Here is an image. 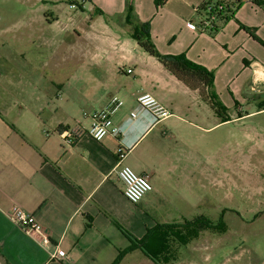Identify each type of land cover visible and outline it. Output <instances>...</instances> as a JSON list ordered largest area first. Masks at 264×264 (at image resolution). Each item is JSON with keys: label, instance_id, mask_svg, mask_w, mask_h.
<instances>
[{"label": "crops", "instance_id": "1", "mask_svg": "<svg viewBox=\"0 0 264 264\" xmlns=\"http://www.w3.org/2000/svg\"><path fill=\"white\" fill-rule=\"evenodd\" d=\"M206 1L167 0L157 8L155 0H0V264H113L121 252L143 253L140 245L131 250L132 242L151 230L207 218V191H218L221 181L215 110L202 89L178 79L131 36L135 24L148 23L162 55H185L213 72L229 114L262 106L264 0H240L213 35H203L187 23L199 21ZM145 93L173 116L155 122L138 105ZM113 97L124 101L114 116L121 135L99 142L84 134L65 146L59 133L77 124L88 129ZM123 151V164L153 185L139 204L126 198L117 176ZM19 211L44 233L16 225L8 213ZM221 221L225 233L203 231L184 246L169 239L166 254L190 255L177 264H253L261 254L256 261L264 264V243L252 240L258 236L243 240ZM58 250L68 262L54 257Z\"/></svg>", "mask_w": 264, "mask_h": 264}, {"label": "rangeland", "instance_id": "2", "mask_svg": "<svg viewBox=\"0 0 264 264\" xmlns=\"http://www.w3.org/2000/svg\"><path fill=\"white\" fill-rule=\"evenodd\" d=\"M256 101L264 102V98L257 97ZM262 107L264 104L251 107L244 112L233 110L232 114L225 111L219 114L216 111L212 113L210 122L211 125H215L212 131L218 141L221 181L218 191L211 192L210 195L207 191V202L203 212L214 224H218L221 219L228 225L232 224L237 236L243 240L258 236L252 239L257 245L264 243V111L253 115L247 114ZM224 118L229 121L223 123ZM230 208L233 211H230ZM219 233L207 231V234ZM172 242H175V237ZM182 252V249L177 250L175 254H171L172 258L168 257L165 262L159 259V264H177L178 260L184 261L190 256ZM220 256L225 261L231 257L229 254H217V257ZM258 256L262 255H255L253 264H258L256 261ZM125 257L124 264L134 262L150 264L155 261L143 253L126 254ZM250 257V254H245L246 261Z\"/></svg>", "mask_w": 264, "mask_h": 264}, {"label": "built area", "instance_id": "3", "mask_svg": "<svg viewBox=\"0 0 264 264\" xmlns=\"http://www.w3.org/2000/svg\"><path fill=\"white\" fill-rule=\"evenodd\" d=\"M226 10L227 5L221 1H213L205 4L204 10L197 9V13H200L201 16L199 21L197 23L188 22L187 25L191 30L198 31L203 35H213L217 31L218 22ZM126 72L131 74L133 70L128 69ZM137 102L144 112L152 115L155 122L163 121L173 116L152 94H141ZM123 105L124 101L122 99L113 97L104 109L94 113L90 117L92 122L88 129H84L80 124L72 128L63 129L59 134L63 138L64 145L72 147L84 134H88L99 142L107 136L119 137L121 135V129L115 125L114 116ZM136 117L137 113L134 112L131 114V118ZM126 157L127 152L123 151L119 158L120 162L117 169V176L125 186L124 194L126 198L133 204H139L153 191V185L148 176L140 175L130 166L123 164ZM8 216L16 225L29 234L44 233L43 226L37 222L34 216L20 211L8 213ZM44 242L48 243L47 238H45ZM54 257L63 260V262H68V256L65 251H56Z\"/></svg>", "mask_w": 264, "mask_h": 264}, {"label": "trees", "instance_id": "4", "mask_svg": "<svg viewBox=\"0 0 264 264\" xmlns=\"http://www.w3.org/2000/svg\"><path fill=\"white\" fill-rule=\"evenodd\" d=\"M167 0H155L156 7H162ZM213 1H221L227 5V10L223 17L228 18L229 14L235 7H238L240 0H207L205 4ZM205 4L200 8L204 10ZM102 15L103 12L100 11ZM128 14L130 22L135 21L134 8L132 4L128 5ZM222 17V18H223ZM244 27V26H243ZM244 29L250 31V29L244 27ZM131 36L138 42L139 46L151 56L157 58L170 72H172L178 79L183 81L192 89H202L203 98L208 101L214 110L219 114L221 111L227 112V109L221 103L220 98L214 92V80L215 76L213 72L208 71L206 68L196 65L189 61L185 55L181 56H167L162 55L153 43L150 34V25L148 23H137L134 25V30ZM258 41V38L255 37ZM264 45V44H263ZM229 121L223 119V123ZM178 234L175 235V232ZM203 231H218L225 233V225L223 221L218 224L212 223L207 218H199L193 222L186 223L180 227L164 228L158 227L155 230L149 231L147 237L141 241L133 240V246H142L143 253L154 262L160 263L158 260H165L171 257V254H166L170 249L169 239H174L178 245L184 246L189 244L194 239H197ZM127 251L121 252L113 264H120ZM168 255V256H167ZM165 262V261H164Z\"/></svg>", "mask_w": 264, "mask_h": 264}]
</instances>
